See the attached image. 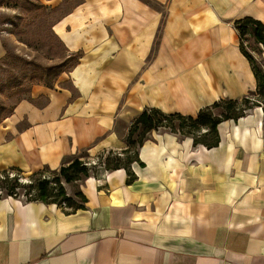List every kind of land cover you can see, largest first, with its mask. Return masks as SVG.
Instances as JSON below:
<instances>
[{"label": "crops", "instance_id": "obj_1", "mask_svg": "<svg viewBox=\"0 0 264 264\" xmlns=\"http://www.w3.org/2000/svg\"><path fill=\"white\" fill-rule=\"evenodd\" d=\"M38 2L76 61L0 124V172L57 170L80 153L96 162L128 148L147 108L195 117L256 90L233 24L264 27V0ZM217 135L207 148L151 132L131 181L119 168L77 182L82 209L1 197L0 264H264V105Z\"/></svg>", "mask_w": 264, "mask_h": 264}, {"label": "trees", "instance_id": "obj_2", "mask_svg": "<svg viewBox=\"0 0 264 264\" xmlns=\"http://www.w3.org/2000/svg\"><path fill=\"white\" fill-rule=\"evenodd\" d=\"M233 26L240 39V50L249 61L256 78L255 92L249 93L238 101L220 100L201 109L195 117L177 113L166 114L155 108H147L132 122L127 137L128 148L125 151L108 152L99 157L97 164L93 166L87 165V161L73 158L57 170L43 168L30 174V183L27 185L20 183L22 171L14 168L5 169L0 172V198H18L15 191L22 187L29 195L25 202L39 201L45 204H56L75 211L84 207L85 198L79 191L78 196L81 203L77 204L72 201L67 196L63 183L74 184L90 175L95 176L99 172L101 164L105 171L124 168L129 172V181H131L133 174L129 168L133 162H138L137 147L153 131L164 130L182 137H191L194 145L201 144L207 148L217 146L219 123L226 120H237L252 108L264 105V67L263 63L253 56V53L264 52V27L259 21L252 18L235 21ZM74 59L76 61V57ZM62 72V67L56 66L46 70V76L57 78ZM45 85L51 87L52 81L45 82ZM137 132L140 134L137 139H134ZM123 157L125 158L122 159ZM45 173H48L49 176L45 177ZM2 190L5 194L2 193ZM31 191H34L35 195H31Z\"/></svg>", "mask_w": 264, "mask_h": 264}, {"label": "rangeland", "instance_id": "obj_3", "mask_svg": "<svg viewBox=\"0 0 264 264\" xmlns=\"http://www.w3.org/2000/svg\"><path fill=\"white\" fill-rule=\"evenodd\" d=\"M56 19L57 14L38 0H0V34L4 48L0 60V124L11 114L15 104L27 97L31 86L45 85L47 81H52L53 86L58 77L46 76V70L61 66L66 72L74 64V57L66 52L52 31ZM139 134L137 132L134 139ZM74 158L88 160L85 153ZM30 174L21 175V185L30 183ZM63 186L67 196L80 204L78 183H63ZM15 192L23 201L29 197L22 187ZM2 193L5 194L3 190ZM31 195L35 192L31 191Z\"/></svg>", "mask_w": 264, "mask_h": 264}, {"label": "built area", "instance_id": "obj_4", "mask_svg": "<svg viewBox=\"0 0 264 264\" xmlns=\"http://www.w3.org/2000/svg\"><path fill=\"white\" fill-rule=\"evenodd\" d=\"M244 45L246 46V43ZM97 162H98V160L96 162L95 161H92V162L87 163V165H96ZM101 165L102 166H100L99 168H100V170H103V164H101ZM103 172H106V171L104 170Z\"/></svg>", "mask_w": 264, "mask_h": 264}]
</instances>
